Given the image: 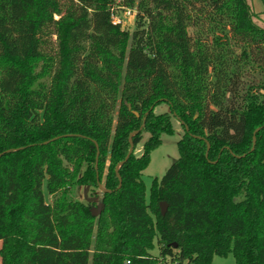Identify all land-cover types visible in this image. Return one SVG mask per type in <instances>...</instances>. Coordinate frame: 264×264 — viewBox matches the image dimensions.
Returning <instances> with one entry per match:
<instances>
[{
	"label": "trees",
	"instance_id": "16d2710c",
	"mask_svg": "<svg viewBox=\"0 0 264 264\" xmlns=\"http://www.w3.org/2000/svg\"><path fill=\"white\" fill-rule=\"evenodd\" d=\"M126 8L131 32L112 23ZM254 17L249 0H0V263L264 264ZM173 117L179 158L147 201L142 174ZM99 183L95 213L72 192Z\"/></svg>",
	"mask_w": 264,
	"mask_h": 264
},
{
	"label": "rangeland",
	"instance_id": "374dc122",
	"mask_svg": "<svg viewBox=\"0 0 264 264\" xmlns=\"http://www.w3.org/2000/svg\"><path fill=\"white\" fill-rule=\"evenodd\" d=\"M249 3L252 7L253 12L256 15V17H254V21L260 27L264 28V5L262 4L261 0H249ZM59 17L60 16L56 13L55 18ZM135 26L136 14L133 17L126 18L123 28L131 32L135 29ZM165 112H169V106L166 103L159 104L155 109L156 114H162ZM172 120L174 125V133L162 134L161 143L151 151L150 162L142 174V180L146 187L147 201H149L151 188L153 186L154 180L156 178L160 180L166 173L167 169L171 166V164L179 158L178 141L182 138L184 134V128L180 121H178L176 118L173 117ZM148 137L149 134L145 133L143 140L137 145L135 149L136 155H141L143 153L144 143L148 139ZM101 184L103 185V183ZM72 195L75 199L90 204L94 207V209H97V211L100 209L99 207L101 206L102 199L101 189H90V187L86 186H76L72 192ZM46 200L48 202H52L53 200V197L47 194V192ZM152 254L156 256L159 255V248L157 245L156 248L152 251ZM182 263L189 264L186 260H184ZM125 264H130V261L127 259L125 261ZM171 264H180V262H171ZM210 264H235V257L232 252H229L225 256L214 254L212 256Z\"/></svg>",
	"mask_w": 264,
	"mask_h": 264
},
{
	"label": "water",
	"instance_id": "95a60500",
	"mask_svg": "<svg viewBox=\"0 0 264 264\" xmlns=\"http://www.w3.org/2000/svg\"><path fill=\"white\" fill-rule=\"evenodd\" d=\"M129 107H130V106H129ZM136 114L138 115L137 112H136ZM145 121H146V118H144V122H143L142 127L145 125ZM138 132H139V131H136L135 133H133V134L131 135V137H130V144H131V146H130V150H129V152H128V155L126 156L125 160L122 161V162L118 165V167H117V172H118V176H119V178H121V176H120V174H119V168H120V166L123 165V164L129 159V157L131 156V154L134 152L135 144H134V141H133V139H132V136H133L134 134L138 133ZM255 145H256V140L254 139V147H253V149L255 148ZM253 149H252V150H253ZM0 156H1V154H0ZM98 157H99V152H98V154H97L96 165L98 164ZM99 187H100V189H101L102 191H106V189L104 188V186H103L101 183H99ZM101 207H102V204H101V206H100L99 208H101ZM160 207H161V213H162V215H165V214H166V211H167V208H168V204H167L165 201H163V202L160 203ZM99 208H98V209H99ZM94 211H95V213H98V212L100 211V209H99L98 211H97V209H94Z\"/></svg>",
	"mask_w": 264,
	"mask_h": 264
},
{
	"label": "built area",
	"instance_id": "2783aa9c",
	"mask_svg": "<svg viewBox=\"0 0 264 264\" xmlns=\"http://www.w3.org/2000/svg\"><path fill=\"white\" fill-rule=\"evenodd\" d=\"M135 9L132 8H126L121 10L120 12H113L112 13V23L114 25H120V26H124L125 24V20L128 17H133L135 16Z\"/></svg>",
	"mask_w": 264,
	"mask_h": 264
}]
</instances>
